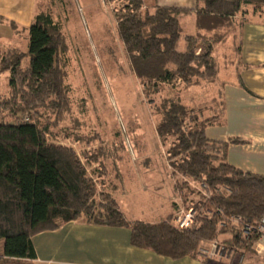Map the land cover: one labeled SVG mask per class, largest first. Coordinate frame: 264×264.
<instances>
[{
  "label": "trees",
  "instance_id": "obj_1",
  "mask_svg": "<svg viewBox=\"0 0 264 264\" xmlns=\"http://www.w3.org/2000/svg\"><path fill=\"white\" fill-rule=\"evenodd\" d=\"M106 2L117 4L118 34L144 96H161L165 88L172 93L153 109L160 117L156 131L168 146L165 159L181 203L199 214L191 228L182 230L170 225L174 214L158 224L128 222L111 193L101 194L98 202L97 183L82 155L54 140V130L72 111L66 59L70 46L61 24L50 13L36 12L31 26L18 33L27 34V51L0 53V80L7 76L8 89L0 95V240L5 241L0 264H31L34 236L81 218L128 227L135 247L173 260L196 257L203 243L223 236L228 239L220 241L237 253H253L256 236L243 242L235 227L220 224L229 217L251 225L260 222L264 176L231 166L225 160L227 144L206 138V128L218 124L223 112L206 117L210 106L183 104L174 93L217 83L220 66L214 52L228 36L222 30H232L246 7L263 8L264 0H197L196 35H186L180 24L192 10L157 8L152 13L143 0ZM6 22L0 18V24ZM93 138L80 135L75 142L91 145ZM83 157L89 166L107 165L99 155ZM187 181L206 186L210 199ZM190 195L198 200L189 202Z\"/></svg>",
  "mask_w": 264,
  "mask_h": 264
},
{
  "label": "rangeland",
  "instance_id": "obj_2",
  "mask_svg": "<svg viewBox=\"0 0 264 264\" xmlns=\"http://www.w3.org/2000/svg\"><path fill=\"white\" fill-rule=\"evenodd\" d=\"M115 8L117 4L106 0H38L37 12L50 13L61 24L70 46L66 59L72 111L54 130V140L73 146L82 155L87 173L97 183L98 202H102L101 194L114 190L117 177L121 175L118 196L125 216L146 222L158 221L164 213L162 204L169 201L168 184L173 181L175 186L176 179L166 166L168 146L158 137L156 126L160 117L153 109L172 93L165 88L161 96L149 99L144 96L118 34ZM183 28L186 33L194 32L191 20H185ZM10 43L14 48L27 51L28 36L21 33ZM222 44L215 48L214 55L223 69L228 63L225 59L233 54ZM227 44L232 46V39ZM219 90V84L208 85L182 93L176 91L174 95H179L186 105L210 106L206 117H211L222 113ZM7 93L6 76L0 80V95ZM80 135L95 138L90 140H94L91 145L86 141L78 144L75 141ZM84 153L105 158L107 165L89 166ZM151 163L156 165L153 169L143 167ZM179 194L174 195L178 202ZM193 199L198 200V197H188L189 202ZM4 244L5 241L0 240V255H3ZM206 245L203 243L200 247ZM258 261L264 262V259L258 258Z\"/></svg>",
  "mask_w": 264,
  "mask_h": 264
},
{
  "label": "crops",
  "instance_id": "obj_3",
  "mask_svg": "<svg viewBox=\"0 0 264 264\" xmlns=\"http://www.w3.org/2000/svg\"><path fill=\"white\" fill-rule=\"evenodd\" d=\"M37 3L38 0H0V18L7 21L0 24V53L17 49L16 44L14 48L10 42L18 38L19 31L31 26ZM143 3L144 8L152 13L157 8L192 10L181 18L180 24L186 35L199 33L195 10L197 0H143ZM185 20H191L193 34L185 32ZM222 33L228 35L222 45L233 55L227 59L224 56L228 63L225 62L227 65L224 64L223 69L220 66L219 79L214 84L220 85L218 94L222 103V118L218 124L206 128L205 136L208 140L227 144L225 160L228 164L244 172L264 176V7H246L235 18L234 28L224 29ZM230 39L232 46L227 44ZM181 49H185L184 44ZM154 166V163L143 165L147 170ZM166 166L170 171L167 162ZM117 179L111 195L121 211L118 192L122 176ZM151 185L154 186V183L151 182ZM175 191L171 181L168 184L169 201L162 204L164 213L158 221L146 222L133 216L128 218L121 212L128 222L158 224L175 214ZM221 238L228 239L225 236ZM32 244L35 259L31 264H240V254L225 260H210L199 255L173 260L135 247L132 231L128 227L96 225L84 219L64 224L56 231L38 234L32 238ZM244 255L249 264L259 262L253 253Z\"/></svg>",
  "mask_w": 264,
  "mask_h": 264
},
{
  "label": "built area",
  "instance_id": "obj_4",
  "mask_svg": "<svg viewBox=\"0 0 264 264\" xmlns=\"http://www.w3.org/2000/svg\"><path fill=\"white\" fill-rule=\"evenodd\" d=\"M170 171H172L171 168ZM188 183L206 200L210 199L206 186H197L191 182ZM178 197L180 200V194ZM176 207L177 209L170 220V225L173 228L182 230L191 228L194 225L199 212L194 209H186L181 203V200L180 202L176 200ZM218 215H222V212L218 211ZM226 226L235 227L239 237L241 238L240 240L243 242H249L253 236H256L257 239L254 245L253 254L256 258L264 259V215L257 225L246 223L240 217H229L220 224V228H225ZM239 254V263L249 264L244 253H237L234 249L227 247L218 239L207 243L206 246L200 247L198 251V255L200 257L210 260L230 259ZM257 264H264V262H258Z\"/></svg>",
  "mask_w": 264,
  "mask_h": 264
}]
</instances>
